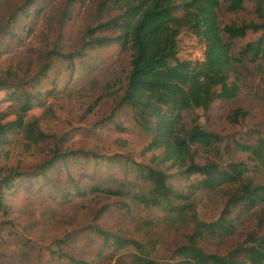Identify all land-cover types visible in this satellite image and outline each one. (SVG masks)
Returning a JSON list of instances; mask_svg holds the SVG:
<instances>
[{"label":"rangeland","instance_id":"374dc122","mask_svg":"<svg viewBox=\"0 0 264 264\" xmlns=\"http://www.w3.org/2000/svg\"><path fill=\"white\" fill-rule=\"evenodd\" d=\"M100 1L0 0V83L33 95V107L22 118L36 120L45 134L32 142L22 130L9 132L7 142L0 143V177L10 169L37 171L54 149L58 153L87 152L85 156L69 155L65 163L58 162L44 175L16 178L13 190H3L0 264H71L70 257L89 264H175L174 249L186 244L193 231L192 214L202 221L216 220L228 194L235 190L236 184H225L215 191L190 193L188 185L200 176L184 177L173 168L167 172L171 174L167 183L172 190L188 194L182 212L187 221L175 223L163 209L139 201L138 196H148L151 188L135 170L137 165L152 166L151 152H142L150 134L136 124L128 106L119 104L131 51L120 52L114 43H93L95 38L114 36L111 29L96 26L122 10L119 6L99 10ZM220 1V27L264 22L253 0H244V8L236 12L227 11L224 0ZM261 31L249 29L244 37L234 39L233 53ZM202 49L187 29L178 36L180 58L198 59ZM57 53L70 57L64 59ZM45 63L49 67L41 72ZM236 80V98H216L206 110L194 108L183 115L188 126L197 122L222 138L218 150L200 152L194 161L221 167L244 162L249 167L244 178L264 183V169L235 146L236 142L253 145L264 139V56L254 62L243 60ZM6 92L0 91L2 123L20 113L19 103L6 99ZM96 99L98 103L93 104ZM237 105L248 113L232 122L227 114ZM91 186L120 195L92 192ZM76 188L85 193L78 194ZM231 216L235 231L225 238L206 234L198 242L204 252L224 255L243 243L247 232L259 236L264 231V202L253 208H233ZM98 228L139 246L102 247ZM237 258L244 260L242 255Z\"/></svg>","mask_w":264,"mask_h":264},{"label":"trees","instance_id":"16d2710c","mask_svg":"<svg viewBox=\"0 0 264 264\" xmlns=\"http://www.w3.org/2000/svg\"><path fill=\"white\" fill-rule=\"evenodd\" d=\"M253 1L257 16L264 19V0ZM224 3L229 12L244 8V0H224ZM110 6H119L122 10L96 27L111 29L114 36L95 38L93 43H114L120 52L131 51L130 70L119 104L128 106L133 111L136 124L150 134L142 152H151L149 159L152 163L147 168L138 165L135 168L138 175L151 184L149 195L138 196L139 201L157 206L166 211L175 223H183L187 221L182 212L187 208L183 203L188 194L171 189L167 183L171 175L167 173L169 170L176 168V173L184 177L200 176L196 183L188 185L190 193L198 189L215 191L225 184H236L216 220L202 221L192 214L193 231L186 244L174 249L173 257L178 259L175 264H264V231L259 236L254 231L247 232L245 241L224 255L204 252L199 246L198 242L206 234L219 238L231 235L236 229L231 210L236 207L253 208L264 202V183L244 178L249 171L244 162H228L225 167L214 162L195 163L194 157L200 152L218 150L222 138L197 122L188 126L183 116L194 108L206 110L216 98L225 101L236 98L239 65L245 59L254 62L264 56V22L220 27L217 13L220 0H101L98 5L99 10ZM184 29L203 47L202 59L178 56V36ZM249 29L262 31L234 54L233 40L244 37ZM57 54L64 59L70 57L69 53ZM48 67L49 63H45L41 72ZM8 88L0 83V91H7L6 99L19 103L20 113L14 120L0 121V143H6L7 134L14 130H22L27 139L37 142L45 136L37 121H24L22 118L33 107V95L23 89ZM98 99L93 104L98 103ZM92 105H89V110ZM247 113L245 108L237 105L229 111L227 118L236 122ZM107 119L120 128L110 116ZM235 146L249 153L255 164L264 169V139L253 145L236 142ZM53 152L37 167V171L22 173L10 169L0 177V207L4 204L3 190H13L16 178L44 175V171L54 168L58 162L65 163L69 155H87L83 150L58 153L54 149ZM76 190L78 194L85 193L79 188ZM90 190L120 195L118 191L101 186H91ZM97 231L103 239L102 247L139 246L132 239L99 228ZM239 255L244 260L238 259ZM69 259L71 264H89L73 257ZM137 259L143 260L139 256Z\"/></svg>","mask_w":264,"mask_h":264},{"label":"built area","instance_id":"2783aa9c","mask_svg":"<svg viewBox=\"0 0 264 264\" xmlns=\"http://www.w3.org/2000/svg\"><path fill=\"white\" fill-rule=\"evenodd\" d=\"M202 57H203V54H202ZM202 57L198 58V59H202Z\"/></svg>","mask_w":264,"mask_h":264}]
</instances>
